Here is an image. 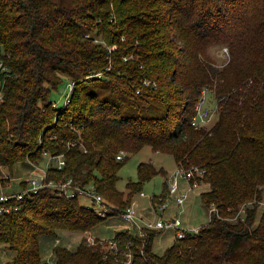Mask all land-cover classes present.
Listing matches in <instances>:
<instances>
[{"label":"trees","instance_id":"16d2710c","mask_svg":"<svg viewBox=\"0 0 264 264\" xmlns=\"http://www.w3.org/2000/svg\"><path fill=\"white\" fill-rule=\"evenodd\" d=\"M216 45L231 50L224 69L209 54ZM0 64V177L17 164L33 169L46 153L64 155L65 168L48 179L92 185L111 206L102 217L80 195L42 188L0 216V244L16 252L6 264H264V0H0ZM65 80L71 101L56 107ZM205 89L219 119L196 129ZM145 146L205 171L201 201L217 208L210 221L162 255L159 232L145 229L117 232L116 247L86 237L76 250L57 245L54 263L45 260L43 238L85 236L123 216L144 183L167 177L144 162L128 194L118 189L128 156H117ZM167 192L166 183L160 196Z\"/></svg>","mask_w":264,"mask_h":264},{"label":"rangeland","instance_id":"374dc122","mask_svg":"<svg viewBox=\"0 0 264 264\" xmlns=\"http://www.w3.org/2000/svg\"><path fill=\"white\" fill-rule=\"evenodd\" d=\"M113 49L116 46L112 47ZM225 48L229 49L228 53H225ZM210 56L214 60L215 64L219 69H224L231 62V50L226 45H216L210 49ZM72 83L70 80H65L61 85L58 91H54L52 95V101L58 103L59 107L63 106L66 102V96L70 93V87ZM209 103H213L212 98L208 95ZM219 119V114L212 121L211 129ZM128 160L122 167L119 173L120 180L117 184V187L121 191H125L128 194L127 185L130 182H137L139 180L138 176V166L141 163H153L157 169L164 168L168 171L167 177L159 174L154 177L152 180L147 181L143 184L142 193L136 194L133 198L132 206L136 210L137 216L148 223L156 222L162 216L165 220L171 221L173 219H181L183 225L186 229H199L205 226L210 221V215L212 214L210 210L206 209L201 201V193L207 190L209 187L204 183L201 186L193 188L190 190V183L187 180H181L180 182V193H188V201L185 206H179L176 202L177 195L170 194L169 190V175L176 170L178 167L174 157L167 153L156 152L150 146H145L141 151L135 154L127 153ZM46 159L40 162L41 166H44ZM35 170V169H34ZM32 168L28 164H17L14 168V173L12 177V188L20 190V184L22 181H27L32 178H37L33 174ZM37 171V170H36ZM3 173L9 174L7 168H3ZM168 185L167 198H163L160 195L163 194L165 184ZM90 187H93L90 185ZM155 196H160L155 198L156 202L153 200ZM131 199V198H130ZM167 200L168 209L165 213L159 207V204ZM82 205L91 206L92 202L82 196L80 198ZM111 212V206L108 205ZM156 209H158V214H156ZM163 214V215H162ZM244 217L245 212L241 208L240 212L237 214L236 218ZM235 218V219H236ZM129 226H132V223L127 222L122 216L115 215L111 216L108 219L104 220L102 223L97 225L90 233L82 236L77 233H72L66 230H60L57 238H43L42 239V248L43 255L45 260L54 263L52 258V250L57 245L66 246L69 249L76 250L78 245L81 243L83 237H86L88 242L93 238L103 240L106 243V247L109 248L110 242L116 236L117 232L122 230H131ZM136 232L134 229L131 230ZM158 233L155 244L154 251L156 254L162 255L170 248L176 240V232L174 230L159 231L155 230ZM106 248V249H107ZM16 256V252L10 248L5 247L0 244V264H6V262L12 260Z\"/></svg>","mask_w":264,"mask_h":264},{"label":"built area","instance_id":"2783aa9c","mask_svg":"<svg viewBox=\"0 0 264 264\" xmlns=\"http://www.w3.org/2000/svg\"><path fill=\"white\" fill-rule=\"evenodd\" d=\"M225 53L229 52L228 48H225ZM1 66V64H0ZM73 90V84L70 87V93L66 96V102L64 105H67L71 101V94ZM208 95L212 98L213 103H209ZM5 99V93L1 88L0 84V110ZM54 106H59L58 103L54 102ZM219 113V103L214 98L212 91L205 89L202 93V96L199 98V101L196 105V111L191 119L192 126L196 129L210 128L212 121L217 117ZM74 146L76 143L73 144ZM127 153L122 151L118 156V160L122 161L126 158ZM46 161L44 166H41L40 163H33L32 167L34 171L33 174L37 178H32L26 181L25 188H20L16 190L12 188L13 177L10 174H5L3 177H0V216L6 215L10 216L15 212L19 211L22 208V202L25 199H34L35 195L39 193L42 188L50 187L54 193L59 194L60 196H65L67 198H72L77 195L81 197L84 196L88 198L91 202V206H87L90 209H93L102 217H106L109 207L106 203V200L103 196L98 194L93 187L82 188L80 186H75L72 179L68 180H49L48 174L51 169L63 170L66 166V159L64 155H52L46 153ZM37 170V171H36ZM205 171L193 167L187 169L185 167H177L169 177V190L170 194L177 195L176 202L179 206H185L188 201V193H180V182L181 180H187L191 187L190 190L196 187L201 186L204 183ZM23 182V181H22ZM21 186V184H20ZM142 195H144L142 193ZM166 201H163L159 204L160 209L163 213L168 209V204ZM156 214H158V209H156ZM211 213L216 212V206L212 205L209 209ZM163 215V214H162ZM127 222L132 223V226H129L131 230H137L140 235H144V230H174L176 232V237L183 238L187 232L198 233V229L188 230L184 227L181 219H173L171 221L165 220L163 216L158 219L156 222L148 223L140 219L137 214L134 206L128 208L122 216ZM91 244L95 243V239H90ZM104 242V241H102ZM111 247H116V244L111 241ZM127 257H131V254H127Z\"/></svg>","mask_w":264,"mask_h":264},{"label":"crops","instance_id":"0c3cea01","mask_svg":"<svg viewBox=\"0 0 264 264\" xmlns=\"http://www.w3.org/2000/svg\"><path fill=\"white\" fill-rule=\"evenodd\" d=\"M199 229H200V228H199ZM199 229H198V230H199ZM6 263H7V262H6Z\"/></svg>","mask_w":264,"mask_h":264}]
</instances>
